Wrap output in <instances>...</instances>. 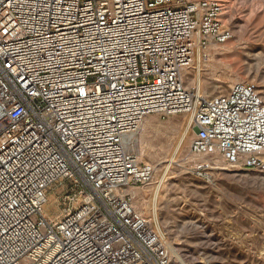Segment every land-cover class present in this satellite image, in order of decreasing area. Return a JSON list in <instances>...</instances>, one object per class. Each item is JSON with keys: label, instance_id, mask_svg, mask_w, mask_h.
<instances>
[{"label": "built area", "instance_id": "built-area-1", "mask_svg": "<svg viewBox=\"0 0 264 264\" xmlns=\"http://www.w3.org/2000/svg\"><path fill=\"white\" fill-rule=\"evenodd\" d=\"M221 0H0V264H189L133 207L153 166L126 137L189 113L203 156L264 172V80L202 97L196 48L225 42ZM55 187L60 213L44 214Z\"/></svg>", "mask_w": 264, "mask_h": 264}, {"label": "rangeland", "instance_id": "rangeland-1", "mask_svg": "<svg viewBox=\"0 0 264 264\" xmlns=\"http://www.w3.org/2000/svg\"><path fill=\"white\" fill-rule=\"evenodd\" d=\"M221 2V20L231 37L200 47L199 58L196 48L182 71L184 86L202 97L227 94L238 82L264 80V0ZM146 121L150 128L143 139ZM133 136L140 138V146L132 142L127 147L154 171L148 183L128 188V196L176 260L264 264V172L240 170L219 156H203L213 163L212 178L194 176L196 158L190 144L195 130L189 113L149 114ZM60 191L50 190L45 215L60 213Z\"/></svg>", "mask_w": 264, "mask_h": 264}, {"label": "bare ground", "instance_id": "bare-ground-1", "mask_svg": "<svg viewBox=\"0 0 264 264\" xmlns=\"http://www.w3.org/2000/svg\"><path fill=\"white\" fill-rule=\"evenodd\" d=\"M200 53H201V51H200V48H197L196 49V57L197 58H199L198 56L200 55ZM216 89H221L222 87H216V86H214ZM147 122H149V121H146V123H144L145 125H144V132H143V135H142V137H143V139L144 138H146L147 137V132H148V130H149V128L150 127H148V125H147ZM135 134V133H134ZM134 134H130V135H128L127 137H126V143L127 144H132V142H135L136 143V145L138 144L139 145V143L141 142L140 141V138H138V137H135V136H133ZM152 134V133H151ZM140 146V145H139ZM49 198V197H48ZM47 198V199H48ZM49 201V200H48ZM54 202V201H53ZM51 203V202H50Z\"/></svg>", "mask_w": 264, "mask_h": 264}]
</instances>
